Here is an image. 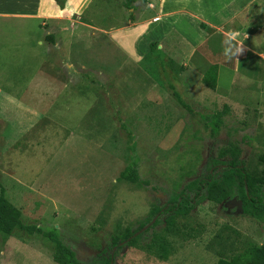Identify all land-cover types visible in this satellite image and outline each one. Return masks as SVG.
<instances>
[{"label": "rangeland", "instance_id": "374dc122", "mask_svg": "<svg viewBox=\"0 0 264 264\" xmlns=\"http://www.w3.org/2000/svg\"><path fill=\"white\" fill-rule=\"evenodd\" d=\"M47 1L59 15L0 32V186L21 222L57 228L79 264H215L264 243L236 198L167 211L232 158L264 170V0ZM132 160L148 184L119 177ZM53 251L0 231V264H59Z\"/></svg>", "mask_w": 264, "mask_h": 264}, {"label": "trees", "instance_id": "16d2710c", "mask_svg": "<svg viewBox=\"0 0 264 264\" xmlns=\"http://www.w3.org/2000/svg\"><path fill=\"white\" fill-rule=\"evenodd\" d=\"M46 38L52 40L53 36L48 34ZM216 69L217 65H212L204 77V82L210 88H215L216 86ZM176 97L182 102L178 95ZM201 118L204 120L205 124L210 126L213 134L218 132L221 125L219 114H205L201 115ZM224 164L225 167L221 169V178L218 179V176L217 178L212 177L214 176L213 173H217L214 172V169L213 173L208 172L206 178L194 182L191 196L188 192H182L172 196L170 198L172 203L167 211L169 212V210H171L174 213L169 215V219H172L177 213L192 209L194 207V201L200 199L201 191H205L206 196L210 199L224 200L226 198H236L240 200L241 208L252 217L261 221L264 225V170L259 175L249 173L244 170V168L240 167L237 158H232ZM136 165V160H132L120 172L119 177L134 183L148 184L147 181L140 180ZM159 210L160 208L154 207L145 218V222L147 223ZM15 229L25 230L29 234H43L53 243V259L57 263L79 264L74 251L64 245L60 240L57 228L50 227L44 231L38 226L23 224L20 219V211L9 203L4 195L3 187L0 186V231L10 234ZM117 241H119V239L113 237L112 245L115 246ZM93 264H110V259L103 257L99 259L97 263ZM215 264H264V243L248 246L229 259H218Z\"/></svg>", "mask_w": 264, "mask_h": 264}, {"label": "crops", "instance_id": "0c3cea01", "mask_svg": "<svg viewBox=\"0 0 264 264\" xmlns=\"http://www.w3.org/2000/svg\"><path fill=\"white\" fill-rule=\"evenodd\" d=\"M173 1L179 3V0ZM169 8V3H166L163 7H160L159 10H166ZM57 15L59 14L51 8L47 0H0V32L3 30L4 20L7 19L12 23H16V19H23L24 22L27 21V23H30L28 21L34 22V20L36 21L40 18H48ZM24 22H20V27L25 28L26 24ZM134 38H138V36L136 35Z\"/></svg>", "mask_w": 264, "mask_h": 264}, {"label": "water", "instance_id": "95a60500", "mask_svg": "<svg viewBox=\"0 0 264 264\" xmlns=\"http://www.w3.org/2000/svg\"><path fill=\"white\" fill-rule=\"evenodd\" d=\"M155 218H156V215L151 219L150 222H148V223L143 227V229H146L147 227H149V226L155 221ZM140 231H141V230L136 231L134 235L138 234ZM121 243H123V242H121Z\"/></svg>", "mask_w": 264, "mask_h": 264}]
</instances>
